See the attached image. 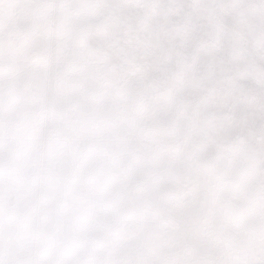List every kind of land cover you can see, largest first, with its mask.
<instances>
[{
  "label": "rangeland",
  "instance_id": "rangeland-1",
  "mask_svg": "<svg viewBox=\"0 0 264 264\" xmlns=\"http://www.w3.org/2000/svg\"><path fill=\"white\" fill-rule=\"evenodd\" d=\"M66 8L44 0L37 48L25 17L17 42L0 16L5 263L264 264V0H145L133 39L116 30L133 58L114 80L96 20L63 42Z\"/></svg>",
  "mask_w": 264,
  "mask_h": 264
},
{
  "label": "bare ground",
  "instance_id": "bare-ground-1",
  "mask_svg": "<svg viewBox=\"0 0 264 264\" xmlns=\"http://www.w3.org/2000/svg\"><path fill=\"white\" fill-rule=\"evenodd\" d=\"M66 2H67V7L72 9V11L71 10L69 11L67 8L62 9V13L65 11L64 15L66 16L63 21L64 25L62 29L63 42L68 45L71 44L80 45L82 43V40L85 38L86 32L84 29L88 26V21L96 20L97 30L100 31L99 39L101 41H107L105 47L103 48V51L105 49L107 50L110 49V53L112 55L113 60H116L118 58L122 59L120 68L118 66H111L109 72L110 73L113 72L114 77L113 79L110 80H114L117 76H119V74L121 73L118 72L120 71L122 72V76H125L127 69L129 67V63L132 61L133 52L132 50H130L126 54H121V49L119 48L120 45L119 44L113 45V43L117 42L116 38L118 34L116 33V30L121 29L124 32L122 36L125 35L127 40L133 39L131 34V27L135 19L138 22L137 23L138 27L140 28L142 27L143 16L145 12V0H66ZM43 8H44V0H0V16L6 20L5 27L12 30L10 32L11 35L10 38H12L13 41L19 42L21 37L23 41V36L22 34L18 33V31L21 30V27L23 25L21 18L25 17L27 20L26 23L28 24V26H26V29L29 32V36L31 37V40L34 42L33 46L34 48L39 47L40 46L39 38L35 35V33H32V30L33 27H35L37 20L40 19L39 17L43 12ZM74 12H80L83 13L84 15L82 14L80 17H75ZM110 16L111 18H113V21L111 20V18L109 19ZM107 20L110 22L112 27L109 28L105 27L104 23ZM78 53H79L78 60H81L83 56L82 54L83 52H78ZM23 58L27 59V54H23V56L21 55V59ZM86 68L87 67H85L84 69ZM212 81L214 83H217L216 80L212 79ZM205 85L213 87V84L209 82H206ZM166 87L167 85L164 87V84L160 83L157 85L156 89L160 93L162 92L161 98L166 102H168L167 91L165 90ZM201 87L202 86H199L198 91L201 89ZM209 108L211 112L216 111L219 115H222L225 112L227 113L226 109L222 106L217 107L215 105H211ZM198 110H200V108L196 109V111ZM196 111L194 113H196ZM21 120H22L21 114L15 116V122H16L14 126L15 132H18L20 130L16 127L20 125ZM219 121H220L219 124L222 127L227 126V128H225L227 132L224 131V135L223 134L220 135L221 132H219V137H224V136L228 137L227 135L235 131L236 128L233 124H230L229 119H221ZM198 125L202 126L200 124ZM199 126H197L193 130H188L187 127H185L184 131L188 132L189 134L195 137H200L202 135L203 136L209 135V139L213 143V141L216 139L215 133H210L209 131L208 134L202 133L199 130ZM209 126L215 131L213 124H210ZM175 128L179 129V125H176ZM13 146L17 149L20 148L19 143H13ZM212 146L214 145L212 144ZM196 153H197L196 150H193L187 153L185 155V158H191ZM207 160L209 161L210 159ZM10 162L11 160L9 153L1 149L0 163L4 164L5 167H8ZM203 168L205 171L206 170L210 171L211 169L207 161L203 163ZM206 176H208L209 178L210 175L206 174ZM8 183H9V179H7L3 183H0V228H3L4 230L5 228H8L11 225L13 220H15V211L14 208L10 205L11 204L10 200L12 199L16 200V197H7L2 192L6 190ZM17 228L18 230H20L19 226ZM12 231L14 230L12 229L9 230L8 236L4 231L3 233H0V264H6L5 263L6 250L8 248L7 237L11 236ZM16 264H18V262Z\"/></svg>",
  "mask_w": 264,
  "mask_h": 264
}]
</instances>
